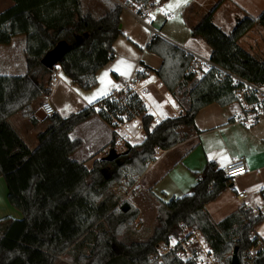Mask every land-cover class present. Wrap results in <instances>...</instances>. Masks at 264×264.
I'll return each mask as SVG.
<instances>
[{
    "label": "trees",
    "instance_id": "trees-1",
    "mask_svg": "<svg viewBox=\"0 0 264 264\" xmlns=\"http://www.w3.org/2000/svg\"><path fill=\"white\" fill-rule=\"evenodd\" d=\"M15 6L0 14V47L13 38L25 35L27 71L21 76H0V177L8 187L10 205L22 213L21 220L0 219V264H59L69 255L72 264H196L184 263L171 252L156 262L157 246L171 236L178 237L184 228L199 230L208 240L217 264H233L238 248L239 264L256 241L251 239L264 216L241 206L219 223L214 222L206 206L217 200L231 186L214 162L206 165L191 194L159 202L151 235L143 241L126 238V229L140 216L130 205L127 212L119 206L110 189L122 183L126 169L142 177L156 161L157 151H169L183 139L182 128L196 129L198 113L213 104L226 108L235 103L234 87L216 68L199 79L190 71L193 56L160 36H153L147 51L159 57L155 71L167 91L178 99L183 109L179 117L166 118L150 128L153 116L146 113L142 99L132 95V108L143 113L144 141L127 146V151L113 161L102 158L91 169L72 158L83 142L70 134L95 115L113 128L111 151L115 154L116 132L109 113L120 117L121 110L102 98L80 112L62 118L47 116L46 129L38 135V146L31 149L9 119L19 115L31 124L39 120L37 103L52 92L53 69L42 64L47 54L64 47L55 67L80 88L89 91L98 85L97 73L114 58V44L123 36L121 14L115 5L99 18L85 12L81 0H13ZM146 7L152 0H125ZM219 2L195 27L192 37L208 45L212 62L247 80L264 84V54L252 55L238 44L255 26L264 27V11L246 15L230 34L215 22ZM151 69L139 72L141 78ZM184 89V99L179 93ZM135 180L128 182L133 186ZM121 237V239H120ZM259 237V236H257ZM263 242V241H262ZM117 248L120 251H117ZM252 264H264L263 248Z\"/></svg>",
    "mask_w": 264,
    "mask_h": 264
},
{
    "label": "crops",
    "instance_id": "crops-1",
    "mask_svg": "<svg viewBox=\"0 0 264 264\" xmlns=\"http://www.w3.org/2000/svg\"><path fill=\"white\" fill-rule=\"evenodd\" d=\"M158 1L152 0L149 3L151 9L145 14L143 13L145 7L133 1L81 0L83 10L92 14L95 18L101 17L115 5H120L123 8L121 14L123 36L119 37L114 44L115 58L97 73L98 85L89 91L83 90L66 77L60 67L53 68V74L58 70L59 77L60 72L63 73L68 85L79 89L76 90L80 101L79 110H83L109 96L118 86L120 79H129L136 71L148 68L151 71H147L142 78V84L138 87L147 114L157 115L162 119L179 117L183 114L178 99L167 91L155 73L161 67V59L147 51L146 48L153 36L162 37L166 41L177 45L186 53L191 51L199 54L192 48L196 47V43L206 45L202 39L192 37L193 26L183 20L186 9L193 4L194 0H187V3L177 0L181 3L180 11L182 13V21L178 25V32L168 29L170 14H166V10L173 0ZM257 1L260 2L259 4L263 8L262 13L264 11V0ZM155 3L158 4V8H163L164 15H166L163 21L157 20L159 16L151 18L152 10L157 9L153 6ZM14 6L15 1L13 0H0V14ZM244 7L247 8L245 5ZM139 14L140 17L144 16L142 17L143 20L137 17ZM246 15L259 16L248 14V12L244 16ZM214 22L224 29L222 23L216 21V13ZM262 28L264 31V27ZM179 32H187L185 35H188V37L184 40ZM26 45V36L19 35L13 38L10 45L0 47V76H21L26 73V62L25 64H16L18 58L21 59V62L25 61ZM206 47L207 49L204 52L207 51L210 57L212 51L208 46ZM105 74L107 75L105 76ZM57 87L56 84L52 86V92L48 100L55 106L56 113L65 118L70 114H62L60 104L50 99ZM102 90L103 94H101ZM93 97L94 99L89 102V98ZM234 106L233 104L221 108L213 104L202 109L195 119L196 129L188 127L181 129V131L189 129V132L192 131L190 135L185 136L183 141L175 148L169 151L159 150L157 152L156 161L149 165L147 172L140 178L136 187L140 192L138 198H144V202H142L144 204H135L141 213L137 222L144 218L147 208L153 209L156 217L159 202H169L173 198H181L191 194L193 187L197 184L208 163L214 162L222 170L232 161L242 157L246 160L248 172L244 176L235 178L237 181L234 182V179L231 186L217 200L206 206V210L216 223L236 212L241 206L253 210L257 215L264 216V117L253 127L241 126L234 122V116L239 111ZM16 116L9 119L10 123L26 144H29L28 140L33 139V145H27L33 150L36 149L38 146L37 134L34 136L24 135L20 131L24 122ZM24 120L35 128L44 125V120H40L37 124H31L28 120ZM130 125L131 122L127 125V128ZM142 133H144L143 130L139 131L138 134L141 135ZM112 135L113 128L111 125L95 115L77 126L70 134L71 139H81L83 142L82 147L73 154L72 158L78 162H84L86 167L91 169L94 161L109 155L110 151L105 152L110 147ZM144 139L145 136L141 142ZM86 147L88 150L82 153V149ZM242 192L247 193V199L240 200L237 198V195ZM22 217V213L10 205L7 183L3 177H0V219L21 220ZM256 234L264 243V223L257 228Z\"/></svg>",
    "mask_w": 264,
    "mask_h": 264
},
{
    "label": "rangeland",
    "instance_id": "rangeland-1",
    "mask_svg": "<svg viewBox=\"0 0 264 264\" xmlns=\"http://www.w3.org/2000/svg\"><path fill=\"white\" fill-rule=\"evenodd\" d=\"M160 1L162 0H159L158 2ZM219 2H222V5L218 8V11L216 12V21L218 20L222 23L225 30L221 27L220 28L227 34H230L233 31L237 22L240 19H243V17H245L244 15L246 14V12H248V14L258 16L263 9L261 8L259 4L260 2L257 0H194L193 4L189 5V7L186 9V13H185V16L183 17V20L187 21L189 25H192L193 27H195L197 24H200V22L204 19V17L212 9H214ZM177 3H180V2H178L177 0H173L170 5H175ZM244 5L247 6V8H245ZM156 8L157 9L155 10L153 9L154 11L152 10L151 18L159 16L157 20L163 21L164 18H166L164 17L166 15H164L163 8L162 7L161 8L156 7ZM180 10H181V3L179 7H173V8L168 7L166 10V14L167 13L170 14L168 29L174 32H178V25L182 21V13ZM261 32L264 33L263 28L261 26H255L251 31L247 33V35H245L239 40L238 42L239 46L243 48L249 54L256 55V56L263 55L264 54V34H262ZM179 33L182 34V37L184 40L185 38L188 37V35H185V33H182V32H179ZM206 46H204V44L202 43H196V47L192 49H194L197 53H199V55L206 57V58H210L209 55L207 54V51L204 52L205 49H207ZM194 59L195 58H193V60ZM19 63L25 64V61L23 60V62H21V59L18 58V62H16V64L18 65ZM208 70L209 68L207 66L202 65L200 72L204 75V73H206ZM190 71H193L192 63L190 65ZM201 77L197 76L196 79L198 78L200 79ZM60 79H61L60 80L61 82L59 81V83L56 84L58 86L57 90L54 91L50 99L53 102L60 104V107H61L60 111L62 114H66V113L71 114V113H77L81 111L82 109L79 110L80 108H78L80 101L78 99L77 91H76L79 89H76V87L73 88L71 85H68L66 81L67 79L64 77L63 73L61 72H60ZM183 94H184V89H182L181 92L179 93V99L185 98ZM46 100H48V97L42 98L37 103L38 110H41V106ZM234 107H237V106L235 105ZM152 116L154 118V115ZM16 118H19L20 120H23L24 122L23 126H21L20 128L21 129L20 131L24 135L34 136L37 134V137H38L39 133L43 132L46 129V126L48 125V122H45L44 125H41L40 127L35 128L31 126L27 121H25L19 115H17ZM129 120L131 122V125L127 128V131L132 134V137L131 138L127 137L126 135L127 132L116 133V143L113 149L115 154L121 155V154L126 153L128 145L133 147V146H137L141 144L142 143L141 141L143 140V137L145 136V132L142 133L141 135L138 134L139 131H141L139 127V123L136 122V120L134 119H129ZM83 128H86V127H83ZM150 128L151 129L154 128L153 123H151ZM191 132L192 131L189 132V129L187 130L184 129L183 131H180V136L183 139L185 136L190 135ZM28 142L31 146L33 145V139L28 140ZM86 150H88L87 147L82 149V153L86 152ZM109 151H111V147H109V149L105 153ZM124 176L125 178L123 179L122 183H116L110 189V192L118 198L119 206L121 207V206L126 205L130 207V205H133L134 207H136L135 204H138V205L144 204L142 203L144 202V198L143 197L138 198V194H140V192H139V189L136 188L141 177H137L134 174H131L128 169H126V171L124 172ZM133 180H135V184L133 186L128 185V182L133 181ZM236 181L237 179H235L234 182ZM155 218L156 217H155L154 210L147 208V211H145V214H144V218L141 221L137 222L139 219L138 218L133 224L127 227L125 231L126 238H129L130 240H136V241L146 240L152 233V229L155 225ZM183 229H184V232L193 230L192 228H184V227ZM117 251L119 252L120 249L117 248ZM59 262H60L59 264H72L69 260V255L67 254L65 256L60 257ZM245 263H246V258H245Z\"/></svg>",
    "mask_w": 264,
    "mask_h": 264
},
{
    "label": "built area",
    "instance_id": "built-area-1",
    "mask_svg": "<svg viewBox=\"0 0 264 264\" xmlns=\"http://www.w3.org/2000/svg\"><path fill=\"white\" fill-rule=\"evenodd\" d=\"M154 7H158L155 3ZM151 9V5H147L143 13L147 14ZM140 20V14L137 15ZM190 55L195 58L192 62L193 72L196 77H201L203 74L200 72L202 65L207 66L209 69L216 68L225 78L230 79L232 86L234 87V105L238 108V113L234 116V122L244 126L253 127L258 124V122L264 117V84L256 83L247 80L229 70L218 66L211 61L210 58L203 57L199 54H195L189 51ZM136 71L129 79H120L118 81V86L112 91L109 96V100L118 106L121 110L120 117H116L109 113L106 106H101V108L110 116L111 122L115 127L116 133L127 132V137L131 138L132 134L127 131V125L130 123L129 119H134L139 123V127L143 130L142 117L143 113H136L133 108L132 95H138L140 97L139 86L142 84V78L139 72ZM60 77L58 75V70L53 74L51 87L59 83ZM41 110L46 116H51L56 113L53 104L46 100L42 106ZM147 113V112H146ZM163 122V119L157 115H154L153 125L154 127ZM138 127V128H139ZM144 131V130H143ZM225 177L231 181L240 176H244L248 172L247 163L244 157L232 161L230 164L222 169ZM237 198L244 200L248 198L246 192L239 193ZM251 239L256 241V244L250 248L246 255V264H252L257 255V252L263 248L262 240L257 237L254 232L251 235ZM158 254L155 257L156 262H162L163 258L170 254L171 252H176L177 256L184 263L189 261H194L196 264H217L216 258L210 248L208 240L199 230H191L188 232L181 233L178 237L171 236L167 242H162L157 246Z\"/></svg>",
    "mask_w": 264,
    "mask_h": 264
},
{
    "label": "water",
    "instance_id": "water-1",
    "mask_svg": "<svg viewBox=\"0 0 264 264\" xmlns=\"http://www.w3.org/2000/svg\"><path fill=\"white\" fill-rule=\"evenodd\" d=\"M63 52H64V47H60L57 50L50 52L42 60V64L48 69H53L56 66V64L58 63L59 58L61 57ZM35 116L37 119H39L41 121L45 120L47 118V116L44 114V112L42 110H38V112L35 114ZM118 156H119V154H111V155L104 157V159L111 162L114 159H116ZM128 209H129V207L125 205V206H123L122 210H123V212H127ZM232 261H233V264H239L238 248H235V250H234Z\"/></svg>",
    "mask_w": 264,
    "mask_h": 264
},
{
    "label": "snow or ice",
    "instance_id": "snow-or-ice-1",
    "mask_svg": "<svg viewBox=\"0 0 264 264\" xmlns=\"http://www.w3.org/2000/svg\"><path fill=\"white\" fill-rule=\"evenodd\" d=\"M181 2H182V3H187V0H181ZM179 6H180V3H177V4H175V5H169V8L179 7ZM106 75H107V74H105V76H106ZM103 82H104V81H103V79H102V83H103ZM101 94H103V90H102ZM92 99H94V97H93V98H89V102H91Z\"/></svg>",
    "mask_w": 264,
    "mask_h": 264
}]
</instances>
